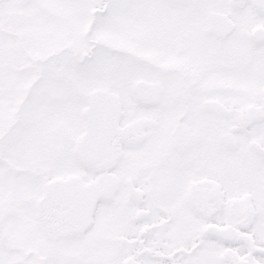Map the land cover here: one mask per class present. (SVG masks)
Segmentation results:
<instances>
[{
    "label": "snow or ice",
    "instance_id": "obj_1",
    "mask_svg": "<svg viewBox=\"0 0 264 264\" xmlns=\"http://www.w3.org/2000/svg\"><path fill=\"white\" fill-rule=\"evenodd\" d=\"M0 264H264V0H0Z\"/></svg>",
    "mask_w": 264,
    "mask_h": 264
}]
</instances>
